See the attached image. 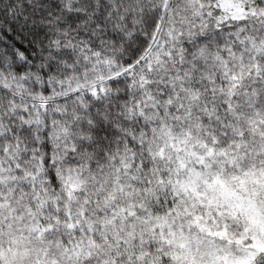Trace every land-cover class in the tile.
Listing matches in <instances>:
<instances>
[{"label":"snow or ice","instance_id":"snow-or-ice-1","mask_svg":"<svg viewBox=\"0 0 264 264\" xmlns=\"http://www.w3.org/2000/svg\"><path fill=\"white\" fill-rule=\"evenodd\" d=\"M0 264H264V0H0Z\"/></svg>","mask_w":264,"mask_h":264}]
</instances>
